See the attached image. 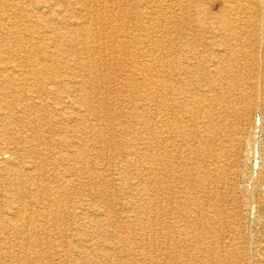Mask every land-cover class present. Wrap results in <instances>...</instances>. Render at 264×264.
I'll return each mask as SVG.
<instances>
[{"label": "bare ground", "instance_id": "1", "mask_svg": "<svg viewBox=\"0 0 264 264\" xmlns=\"http://www.w3.org/2000/svg\"><path fill=\"white\" fill-rule=\"evenodd\" d=\"M262 30L261 0H0V264L216 253L197 197L250 167Z\"/></svg>", "mask_w": 264, "mask_h": 264}, {"label": "rangeland", "instance_id": "2", "mask_svg": "<svg viewBox=\"0 0 264 264\" xmlns=\"http://www.w3.org/2000/svg\"><path fill=\"white\" fill-rule=\"evenodd\" d=\"M261 2L264 3V0H261ZM217 4L219 5V3L216 2L214 3V5H212L213 7L212 6L210 7L211 9H213L212 11H216L218 9ZM214 8H216V10H214ZM260 34H261L260 37L264 38L263 36L264 30L260 31ZM262 40L264 41V39ZM263 56H264V52L260 49L257 55L258 63L260 64V68L256 72L257 77L256 76L252 77V79L249 80L248 83L246 82L245 84L244 82V85L240 86L241 89H246V90L249 89L248 91L252 92L255 95V98H256V94H259L254 101L255 103L252 105L250 109L251 112L248 114V119L252 125V129L250 130L248 137L253 147L255 148V152L253 153L252 156L253 159H251L249 164L250 167L246 169L247 172L245 171H243L242 173L240 172L236 180H235V176L230 172L229 177L232 178L233 182L232 184L231 183L227 184L226 186L227 190L222 196H220V198L213 197L214 199L212 198V201L210 202V200L204 201V197H203L204 193L200 194V199L199 197H197V199L200 202H202L201 205L204 208V211H209V210L213 211V213L212 212L210 213L212 214L211 216L209 215L206 216V218L204 219V223L213 226L214 228L213 235L216 241L214 243V246L216 248L217 247L220 248L214 254H206L205 260L201 262L202 264H211L210 260L213 264H222V261L226 259L227 260L225 264H236V263L244 264V262L245 264H256V263L264 264V182H262L261 184L260 183L257 184V180H259V178L262 177V175H264V93L263 91L260 90L261 88L260 85H262L263 83V78H262L263 73L260 72H264ZM117 94L116 92H113L112 97L116 96ZM255 125H257L256 135L254 129ZM108 154L111 157L110 167H108V169H113L114 166L113 156H112L113 154L112 155L111 153ZM242 166L243 164L241 163V166L239 165V167ZM208 189L209 191H213V190L215 191V188L213 186H209ZM212 203L213 204L219 203L218 204L219 206L213 209L211 207ZM223 213H224V217H223ZM212 216L218 217L219 224L217 222H213ZM223 218H225L226 220ZM188 228L189 230L195 232L199 231L195 229L194 225H191ZM219 229L220 231H217ZM221 248H223V250ZM257 253L258 254L260 253L261 255L258 256ZM221 256H223L224 259H222L223 257ZM242 256L243 259L241 258ZM217 258L219 259L217 260ZM238 258L240 259V261L238 260ZM163 263H164L163 260H161V264Z\"/></svg>", "mask_w": 264, "mask_h": 264}]
</instances>
